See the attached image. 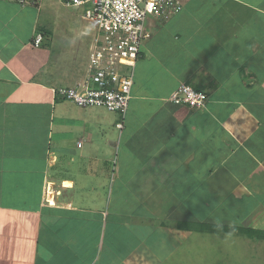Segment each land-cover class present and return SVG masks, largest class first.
<instances>
[{"label": "crops", "instance_id": "obj_1", "mask_svg": "<svg viewBox=\"0 0 264 264\" xmlns=\"http://www.w3.org/2000/svg\"><path fill=\"white\" fill-rule=\"evenodd\" d=\"M233 2L249 20L235 39L256 60L264 48V0ZM0 3V264H146L150 235L159 230L177 241L169 264L201 260L198 254L187 261L184 245L193 235L211 255L219 246L264 254V245H245L249 234L240 228L243 210L251 218L264 210V79L257 61L235 60L225 71L209 57L189 56L184 39L175 48L188 60L175 66L153 43L142 47L127 114L114 116L105 147L86 126L82 106L66 105L57 92L69 85L85 46L79 41L69 58L61 48L54 70L57 34L46 33L20 4ZM176 27L167 32L175 38ZM218 43L234 62L229 46ZM183 83L208 94L205 107L169 100ZM58 97L64 105L57 112ZM49 179L57 183V205L43 201ZM134 226L146 230L142 237L133 232L143 241L126 243ZM153 254L155 264H166Z\"/></svg>", "mask_w": 264, "mask_h": 264}, {"label": "rangeland", "instance_id": "obj_2", "mask_svg": "<svg viewBox=\"0 0 264 264\" xmlns=\"http://www.w3.org/2000/svg\"><path fill=\"white\" fill-rule=\"evenodd\" d=\"M0 1L19 4L18 1L15 0ZM182 1V10H180L178 14L173 16V19H169V23L163 25L160 24L157 20H153L149 25H146V28L152 33V37L146 38L143 41V48H147L149 47V44L153 43L152 46L156 45L159 53L161 50L166 51V57L171 58V61H174L172 63L175 66H179L180 64H182V62L188 60V57L186 55L184 56L175 48L177 43L183 44L184 46V39L189 41V48L193 51V55L190 52L185 51L189 56H192V58L193 56L197 57L198 55H200L201 57H209L216 68H220L222 64V68H224L225 71L229 67H232V65L235 63V60L236 63L238 61L253 60L251 59L252 57H249L252 53V48L247 47V44L241 42V40H238V38L235 39L236 34L238 35L239 32H241V30L244 28V25L248 24L249 20L248 18H245L247 16L243 15L244 13L247 14L246 9L243 10L238 7V4L236 2H233V0ZM29 6H22L21 8L27 10V12H29V14L33 16V18L36 17L39 27L41 26L43 29H45L47 31L46 33L59 35H56L53 39V47L51 46V59L49 62L51 63V65H54V70H60V68H58V66L60 65L58 60V57H60L61 55L60 50L61 48H64V46H66L68 49L67 57H72L74 49L79 42L82 23L81 15L85 11V8L74 5H66L62 0H41L39 4ZM233 21L235 22L233 23ZM229 23L230 25H228ZM175 24L177 25V27L173 31V33L177 35V38L171 35L172 33H167L171 32L170 27L175 26ZM227 25L229 27H226ZM254 27L255 26H252V28L248 30L251 32V34L254 32ZM218 41L228 45L229 50L233 51L231 52V57L234 62H231L226 57H224L225 51L223 48L221 49ZM164 43H166V46L170 44V47L174 49L166 50ZM50 44L51 41L49 42V45ZM236 45H238V49L236 48ZM180 50L182 52L184 51L182 49ZM256 54V60H253L254 63H256L255 61H257L255 69H260L259 72L262 74L261 77L264 79V62H260L259 60L260 58L264 60V48L259 49ZM154 61L155 58L151 57L150 63H148L150 65V69H152L153 66L157 67V64L154 63ZM258 61L260 63H258ZM183 69L186 70V67ZM123 70L126 73L131 72V68L127 66H124ZM61 71L62 73H65L67 72V69L61 67ZM52 73L55 74V72ZM57 75L61 76L60 74ZM61 77H64V75ZM135 81L138 80L135 79ZM193 84L197 85L195 82H193ZM59 90L60 88L57 89L58 95L60 94ZM63 100H65V102H68V104L66 105L75 107V102L72 103L70 100L65 98H63ZM56 102V111L58 112V110L60 111L64 103L60 102L59 97ZM81 108L85 110L83 117H87L86 126L93 134V138L98 139L101 146H105L103 144L105 143L104 137L109 134V128L113 125L112 123L114 121V116L119 115L121 120L123 118L122 115L117 111H111L105 107ZM57 136L58 135L56 134L55 137ZM105 147L103 149H105ZM110 147L112 150H116L115 146L111 145ZM118 153L119 151L115 154L118 155ZM135 196H137V194ZM188 199L189 198H187V200ZM193 200L194 199L191 197V199H189L188 201L192 203ZM133 201L135 200L133 199ZM260 207H263V204H260ZM243 216L244 217L240 222V228L244 230H250V232L248 233L249 238L247 241L245 240L244 243L247 246L254 247V249L256 250V248H258L257 246L264 245V210H260L254 218L246 216V211L243 210ZM136 229H138V227L136 228L134 226V231H128V233L126 234L127 239L125 240L124 238L126 243H128L130 240L136 243H140L141 241H143L142 239L140 240L136 236H133V232L137 231ZM251 229H258L259 234H252ZM137 234L139 236H141L140 234H146V230L144 229L142 231H139V233L137 231ZM255 235L257 238H255ZM142 244L146 245L145 241L142 242ZM149 244V248H152L150 252L151 257L147 259L146 264H155L156 262H159L158 257H154L153 253L158 254V256L161 257V259H163L166 264H169V261L171 259L169 256L171 254V250L173 249V246L175 247L177 245L176 239L169 238L167 235H164L161 230L156 231L155 234L153 231L152 235H150ZM139 245L141 246V244ZM219 247H217L218 250L210 251V253L212 252V255L206 253V250L208 248L202 244L199 236L195 237L194 235L190 238L188 244L186 243L184 245V249H189V259L187 261H194L195 258L197 259L196 256H198V254L202 256L200 257V261L191 263L189 262V264H264V254H262V256H252V254L254 253H252L253 251H251V256H248L245 254L243 255V252L238 253L235 251H231V249L226 253V250H224V248L222 250V248ZM251 249L253 250V248ZM223 254L228 255L221 260L220 257H222ZM242 259L251 260L241 261Z\"/></svg>", "mask_w": 264, "mask_h": 264}, {"label": "built area", "instance_id": "obj_3", "mask_svg": "<svg viewBox=\"0 0 264 264\" xmlns=\"http://www.w3.org/2000/svg\"><path fill=\"white\" fill-rule=\"evenodd\" d=\"M23 7L41 0H16ZM66 5L84 7L79 41L86 55L72 80L59 92L82 107H105L126 116L132 97L134 68L141 55L143 41L151 37L146 28L153 20L164 24L178 14L182 0H62ZM38 33L35 43H42ZM131 68L126 73L123 67ZM174 103L205 107L207 94L189 84H181L169 98ZM119 127L123 124L119 123ZM82 146V143H79ZM57 183L48 180L43 201L58 204Z\"/></svg>", "mask_w": 264, "mask_h": 264}, {"label": "trees", "instance_id": "obj_4", "mask_svg": "<svg viewBox=\"0 0 264 264\" xmlns=\"http://www.w3.org/2000/svg\"><path fill=\"white\" fill-rule=\"evenodd\" d=\"M16 1V0H15ZM20 4V3H19ZM21 5V4H20ZM43 34H45L44 38L46 37V33L44 32ZM45 40V39H44ZM207 94V93H206ZM207 99H208V94H207ZM190 105V104H189ZM246 232H250V230H246ZM251 233L252 234H259L258 230L255 229H251Z\"/></svg>", "mask_w": 264, "mask_h": 264}, {"label": "clouds", "instance_id": "obj_5", "mask_svg": "<svg viewBox=\"0 0 264 264\" xmlns=\"http://www.w3.org/2000/svg\"><path fill=\"white\" fill-rule=\"evenodd\" d=\"M184 84H186V83H184ZM189 85H190V84H189ZM191 86H192V85H191ZM65 87H66V86H65ZM193 87H194V86H193ZM61 88H62V87H61ZM194 88H195V87H194ZM177 89H178V88H177ZM196 89H197V88H196ZM198 90H200V89H198ZM201 91H203V90H201ZM204 92H205V91H204ZM66 99H67V98H66ZM171 102H172V101H171ZM76 104H77V103H76ZM119 123H122V122H119ZM119 123H118V124H119ZM122 124H123V123H122ZM123 126H124V125H123ZM123 126H122V127H123ZM118 127H119V126H118ZM122 127H119V128H122Z\"/></svg>", "mask_w": 264, "mask_h": 264}]
</instances>
